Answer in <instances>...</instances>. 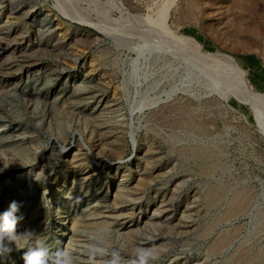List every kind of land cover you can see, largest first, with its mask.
<instances>
[{
    "label": "rangeland",
    "instance_id": "rangeland-1",
    "mask_svg": "<svg viewBox=\"0 0 264 264\" xmlns=\"http://www.w3.org/2000/svg\"><path fill=\"white\" fill-rule=\"evenodd\" d=\"M163 2L0 0V213L19 202L16 231L35 230L55 255L73 235V216L95 205L96 190L117 187V171L131 172L129 183L137 184L146 160L152 176L137 195L142 209L125 224L140 218L141 230L109 258L139 264L130 242L149 237L156 242L146 264H264V101L244 99L222 55H232L250 87L264 93V0H177L169 29L149 20ZM32 10L34 18L24 16ZM104 128L123 132V154H96ZM78 152L104 171L90 184L93 196L74 200ZM234 198L248 203L226 215ZM158 206L166 215L153 216ZM98 218L81 223L76 237L104 239ZM163 243L170 252L156 253ZM25 251L0 264H25Z\"/></svg>",
    "mask_w": 264,
    "mask_h": 264
},
{
    "label": "bare ground",
    "instance_id": "bare-ground-1",
    "mask_svg": "<svg viewBox=\"0 0 264 264\" xmlns=\"http://www.w3.org/2000/svg\"><path fill=\"white\" fill-rule=\"evenodd\" d=\"M176 1L177 0H164L163 5L160 6L156 16L154 18L149 17L150 18L149 20H154L155 23L161 28L169 29V27L167 25V22H168V18H169V15H170L171 7L173 6V4ZM23 8L24 7H21V8L16 7L15 9H12V10H21ZM24 10H26V8ZM33 11L34 10L28 11V12H25V13L23 12L24 16L34 18L35 15H34ZM45 18H48V17L45 16ZM174 38L176 40H178L180 43L181 42L182 43H186V42L193 43L196 48L202 50V46H200V44L195 39H192L190 37H186L184 35H182V36L175 35ZM205 53H206V55H208V56H210L212 58H216L220 54L219 52H209V51L205 52ZM222 55L224 56V58L226 60H228L229 64H231L234 67L235 72H236L235 74L237 75V77L239 79L240 91L243 93L244 99H247L250 102H262V101H264V93L253 90L250 87V85L248 84L247 71L237 63V61L235 60V58L232 55H228V54H222ZM116 129L117 128L112 129V130L108 129V128H104V129H101V131H98L96 137H98L97 141H99V143L97 145V148L95 149L97 151L96 154H98V156H101L102 154L105 153V151H108V150H110V151L112 150L111 152L116 153V154H123V148H124V143H125V135L123 134L122 131L118 130L119 128L117 130ZM86 154H88V153L87 152L86 153L78 152V153H75L72 156V162L74 164H76V166L79 167V169H77V173L74 176V179L72 180V184H71V186L73 185L72 186L73 190L70 192V194H72L71 196H72V199H74V200H75V198H78L80 193H82V194L85 193V195L87 197L93 196V194L91 193L92 189L90 187L91 186L90 184H91V182H93L95 180H98V178L100 179V177H101V175L103 174V171H104V170H101V169L95 167V165L91 166L92 164L88 163L86 161L87 160V156H88ZM96 154H94V155H96ZM151 158H153V157H151ZM83 161H86V162L84 163ZM145 161H144L145 167L142 166V168H144V170L142 169L143 172H141L142 173L141 174L142 177L141 178L138 177L139 178L138 179L139 182L137 184L132 186L129 183L131 172H128V174H126V173H122L121 174V172L118 173V171H117L116 172V176L119 177V179H118L119 184H117L118 186L115 187V188H113V186H112L113 189H111V187L109 185V188H105V189H107L106 191L101 190L102 188L101 189H97L96 192L98 193L99 198L96 200L95 205H93L90 208V204H89V202H87L86 205H85L86 207L85 208L83 207L84 208L83 210L81 209L82 212L81 213H76V215L73 216V218H72V220H73V226H72L73 235H71L69 237V240L67 242V247L65 246L66 249H69L71 251V253H72L73 264H122L121 260L109 258L108 255H109V253H113V254L116 253L117 249H114V246L116 245V243H118L120 246H122L123 244L126 245L128 243L126 240L129 239L130 235L132 233H134L135 231H137V232L139 231L140 232V230H141L140 226H142V225L140 223V221H141L140 218H139V221L135 222L132 225V227H126L125 224L127 223V218H129L128 216H132L133 217L134 214L137 213L136 209H139V208L142 209V207H140L138 205V202L136 200V199L139 198V197L137 198V195H138V193H140V190L142 189L141 187L143 186V184L148 180L149 177L152 176V173L149 170L150 162H145ZM137 164H138V167H139L140 163H137ZM83 167H85V168H83ZM118 169H119V167H118ZM128 170L131 171L132 168H130ZM150 180L151 179H149V181ZM62 187H63V185L60 184L59 185V192L57 194L61 195L62 192L60 190L62 189ZM211 195H212L213 198H216L217 195H219V193L214 192V194L212 193ZM62 199H63V197H62ZM62 199L59 198L58 200L61 201ZM112 199H113V201H112ZM118 200L122 202V205H123V203H125V206H122V207L120 206V208L119 207L117 208V206L119 205L118 202H117ZM246 203H248V199L247 198H242V199L241 198H234L232 200V202L230 203L229 207L226 209L227 210L226 211V215H231V214L236 213L241 208H243L246 205ZM161 206H162V204H161ZM101 207H105L106 209H108L105 214H103V211L99 210V208H101ZM161 209L162 208H160V206L154 208V211L152 213L153 216L154 217L157 216V215H160L161 217L164 216V214H162V213H165L164 212L165 210H161ZM183 214H184V212H183ZM165 215H166V213H165ZM95 217H99L98 219H101V220H97L95 222L94 226L99 227V229H102V230H104L105 233H107L106 236H104L105 234H103V236H104L103 238L104 239H101L99 237L90 236V235H87V237L84 238V239H80L78 237L80 235H78L76 237V234L78 233V230H79L78 226L81 223L85 222L87 219H93L94 220ZM157 218H158V216H157ZM34 220H35V222L39 221L38 218L32 219V221H34ZM131 220L133 221L134 218L130 219L129 221H131ZM161 221H162V219H160L159 223L158 222L157 223L160 224ZM142 222H143L144 226H146V225H148L147 222H149V219H147V220L145 219V221H142ZM163 222H165V221H163ZM183 222H184V219H183ZM185 222H186V220H185ZM160 225H162V223ZM154 226H156V225H154ZM173 227L175 228L176 226H173ZM106 228H107V231H106ZM181 228L182 229H186L187 226L186 225H182ZM210 230L211 229H209V231ZM79 231H81V230H79ZM181 233H187V232L180 231V234ZM79 234H80V232H79ZM153 237L155 238V235ZM162 238H164V237H162ZM162 238H160V239H162ZM155 242H156V240H152L151 238L148 237L147 241H144V239H143V241H138V242H134V243L130 242V244H133L132 246L136 248L135 250L140 251L141 253L146 255L148 253V250L151 249V248H149V246H151ZM220 242H221V240H220ZM224 242H225V240H224ZM218 243L212 245L211 249L212 250L216 249L220 245V243L219 244ZM122 249H123V247H122ZM153 249L156 250V253H158V252L163 250V252H166V254H168V252H170V249H172V246H168L167 243H163V244H161V245H159L157 247H153ZM156 253H154V254H156ZM86 254H89L90 256H86ZM157 257H158V255H157ZM156 260H157V258L154 257L153 261H156ZM167 262H169V261H167ZM171 262H172L171 264L175 263V262H173V260Z\"/></svg>",
    "mask_w": 264,
    "mask_h": 264
},
{
    "label": "clouds",
    "instance_id": "clouds-1",
    "mask_svg": "<svg viewBox=\"0 0 264 264\" xmlns=\"http://www.w3.org/2000/svg\"><path fill=\"white\" fill-rule=\"evenodd\" d=\"M3 166L6 168L8 164H3ZM0 171H3V168H0ZM35 179L39 182V177ZM20 207L19 202L12 201L8 209L0 213V257L13 251L26 249L23 253L25 264H73L72 253L69 249L59 250L53 255L46 246V239L35 238L38 235L35 230L27 229L21 233L16 231L18 221L23 218L17 215ZM138 255L139 264H146L147 256L139 253Z\"/></svg>",
    "mask_w": 264,
    "mask_h": 264
}]
</instances>
